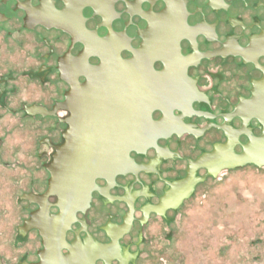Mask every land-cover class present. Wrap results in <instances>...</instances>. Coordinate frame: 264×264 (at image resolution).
I'll return each mask as SVG.
<instances>
[{
    "label": "flooded vegetation",
    "instance_id": "af4514ba",
    "mask_svg": "<svg viewBox=\"0 0 264 264\" xmlns=\"http://www.w3.org/2000/svg\"><path fill=\"white\" fill-rule=\"evenodd\" d=\"M263 115L264 0H0V264H145L239 170L192 165L240 154ZM70 140L119 155L73 211L65 184L49 190Z\"/></svg>",
    "mask_w": 264,
    "mask_h": 264
},
{
    "label": "water",
    "instance_id": "95a60500",
    "mask_svg": "<svg viewBox=\"0 0 264 264\" xmlns=\"http://www.w3.org/2000/svg\"><path fill=\"white\" fill-rule=\"evenodd\" d=\"M260 104L251 100L245 109L252 113ZM136 136L132 131L125 154L139 152ZM74 141L57 152L49 169V190L56 192L65 184L67 209L72 211L87 203L94 180L101 172L115 171L119 159L115 149L77 148ZM204 164L212 175L239 170L224 173L197 192L180 209L176 223L157 232L152 258L145 264H264V130L240 154L216 149L192 166ZM248 165L257 169L243 168ZM191 186L186 180L176 189L188 191Z\"/></svg>",
    "mask_w": 264,
    "mask_h": 264
}]
</instances>
